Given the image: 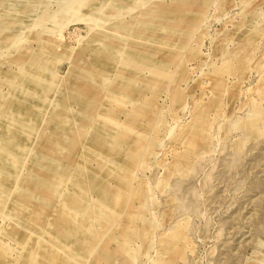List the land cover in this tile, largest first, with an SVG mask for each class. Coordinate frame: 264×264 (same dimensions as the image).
Instances as JSON below:
<instances>
[{
  "label": "rangeland",
  "instance_id": "1",
  "mask_svg": "<svg viewBox=\"0 0 264 264\" xmlns=\"http://www.w3.org/2000/svg\"><path fill=\"white\" fill-rule=\"evenodd\" d=\"M0 154V264H264V0H0Z\"/></svg>",
  "mask_w": 264,
  "mask_h": 264
},
{
  "label": "bare ground",
  "instance_id": "2",
  "mask_svg": "<svg viewBox=\"0 0 264 264\" xmlns=\"http://www.w3.org/2000/svg\"><path fill=\"white\" fill-rule=\"evenodd\" d=\"M97 71H98V69H97ZM86 73L89 74V72H86ZM83 76L85 79L86 78L90 79V80L92 79V77H90V76H87L84 74H83ZM101 76H103V75H101ZM110 78H108V79H110ZM71 84H72L71 86H73L75 84V82L74 83L72 82ZM120 86H124L123 83H120ZM93 96L94 97H92L93 98L92 100L96 99V96L94 94H93ZM27 98H31V97L27 96ZM83 102H87V101H83ZM40 108L33 109V112H35V110L41 111L44 108V106L40 107ZM79 122H80V120L74 121L70 116H66L64 120L61 119L60 127L58 128V132L54 135V139H55L54 144L55 145H44L43 144L44 148L42 150L47 151L46 149H49V152H42L38 157L42 158V160H43V158L46 155H48V158H45L48 162L44 163V160L43 161H37V170L40 171V175L42 177L41 178L37 177V179L34 182H36V181L41 182L43 180L46 185H49L52 189L57 190L59 183H56L57 180L54 178L57 176L56 170L58 171L59 169L62 168L60 161L67 160L69 163H71V159L73 157H75V158L77 157V155H76L77 146L74 143L75 141H80V142L92 141L95 144L98 143V145L105 146V147H107L109 145V142L106 138L100 137L98 135H96L95 137H89V136H86L87 133L84 134V133L80 132V130L77 128V124ZM8 131L10 132L11 129H9ZM101 133H102V131H101ZM2 151H3V153H5L4 149H2ZM0 155L3 156L5 159H8V160H10L12 158V156H10L9 154H0ZM78 171H79V174L82 176L83 181L86 183V180L84 178V177H86V175H84L83 171H81L80 168L78 169ZM61 180H64V177L61 176ZM79 185H81V182L79 183ZM106 194H107L105 197L106 201H104L102 205L108 206V205L114 204V200L116 199V197L109 194V193H106ZM42 207L44 209L41 213L47 214V210H49L50 208L47 206V204L46 205L43 204ZM66 224L68 225L67 227L71 230L68 232H65V235L63 236L64 238H66V236H68V235H71L72 233L77 234L78 231L81 233V232L87 230L86 227H83V228L81 227L78 229L76 227V225L70 221H67ZM94 229L95 228L93 225L88 226V230L92 231ZM78 235H79V233H78Z\"/></svg>",
  "mask_w": 264,
  "mask_h": 264
}]
</instances>
